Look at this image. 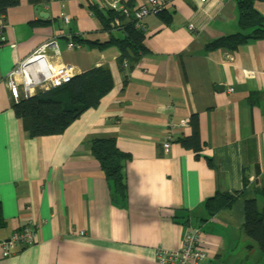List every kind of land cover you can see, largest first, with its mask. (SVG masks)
<instances>
[{
	"label": "crops",
	"instance_id": "1",
	"mask_svg": "<svg viewBox=\"0 0 264 264\" xmlns=\"http://www.w3.org/2000/svg\"><path fill=\"white\" fill-rule=\"evenodd\" d=\"M106 1L19 0L3 12L0 241L26 226L36 227L37 239L9 253L0 244V264H160L156 247L178 248L193 228L207 252L200 264H264L263 250L242 228L246 199L264 211V38L235 51L206 50L208 42L240 31L238 0H173L168 22L153 14L143 19L151 54L126 72L124 83L115 46L68 47L73 36L108 40L91 9ZM253 7L264 17V0ZM51 39L61 51L53 62L74 64L76 74L107 68L113 87L62 133L30 136L6 75ZM193 116L199 157L179 141L191 135ZM95 139H112L129 155L125 199L92 154ZM218 191L236 199L210 215L205 202Z\"/></svg>",
	"mask_w": 264,
	"mask_h": 264
},
{
	"label": "trees",
	"instance_id": "2",
	"mask_svg": "<svg viewBox=\"0 0 264 264\" xmlns=\"http://www.w3.org/2000/svg\"><path fill=\"white\" fill-rule=\"evenodd\" d=\"M36 2V0H30ZM19 0H0V11L5 12L8 7L18 4ZM128 0L125 5L130 9L127 14L120 13L119 26L110 25V17L95 6L91 9L98 14L104 30L108 33V40L89 42L79 36L70 40L75 45L86 43L93 47L103 49L115 46L120 54L118 64L120 69L127 73L143 56L150 55L151 51L144 45L145 24L137 26L133 8ZM240 11V31L214 39L207 43L206 50L223 48L235 51L246 44L249 39L264 38V17L254 9L253 0H238ZM158 11L155 15L161 16L168 22L166 10ZM251 29L249 33L246 31ZM116 31L120 35L116 34ZM113 87L110 71L102 66L94 67L89 71L75 74L71 81L55 88L38 90L33 96L24 98L14 104V111L23 121L24 128L30 136L57 135L88 108L98 105L100 99ZM192 125L191 135L179 139L181 144L196 152L199 157L201 149L198 119H190ZM92 154L99 161L106 178L112 183L114 194L123 199L126 197V181L123 174V164L129 155L121 152L112 139H95L91 144ZM208 163L213 166V161L208 158ZM236 199L234 194L216 192L205 202V207L213 215L230 206ZM243 230L253 238L264 252V211L257 207L255 199H246L244 202ZM5 219L0 208V227L4 226Z\"/></svg>",
	"mask_w": 264,
	"mask_h": 264
},
{
	"label": "built area",
	"instance_id": "3",
	"mask_svg": "<svg viewBox=\"0 0 264 264\" xmlns=\"http://www.w3.org/2000/svg\"><path fill=\"white\" fill-rule=\"evenodd\" d=\"M128 0H107L99 9L104 15L110 17L112 27L119 26L120 13L127 14L129 8L125 5ZM206 3L208 0H199ZM173 0H146L133 8L137 26H144L143 19L148 15H155L158 11L168 8ZM66 23L70 22V17L62 15ZM5 14L0 11V42L3 40ZM193 28V24H189ZM76 46L72 42L68 47ZM51 50L52 53L49 51ZM61 51L56 40L51 39L40 45L23 61H20L6 75L11 96L15 102L21 98H29L38 89H49L62 86L71 81L76 74L75 65L72 63L56 64L52 61V56H60ZM188 120H184L186 124ZM173 139L172 131L168 132L167 139L163 143L165 148H169ZM39 224V223H38ZM36 227L26 226L21 231L12 235L9 239L1 240L0 244L6 252H11L17 245L25 248L36 242ZM207 256L206 249L201 243V232L198 228L189 230L183 237L178 248L156 247V258L160 264H200Z\"/></svg>",
	"mask_w": 264,
	"mask_h": 264
}]
</instances>
